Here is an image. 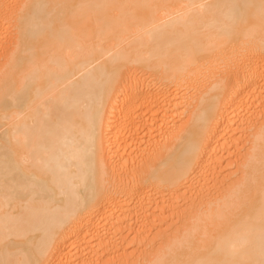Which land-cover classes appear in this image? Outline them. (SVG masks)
Listing matches in <instances>:
<instances>
[{"label": "bare ground", "instance_id": "obj_1", "mask_svg": "<svg viewBox=\"0 0 264 264\" xmlns=\"http://www.w3.org/2000/svg\"><path fill=\"white\" fill-rule=\"evenodd\" d=\"M263 105L264 0H0V264H264Z\"/></svg>", "mask_w": 264, "mask_h": 264}, {"label": "rangeland", "instance_id": "obj_2", "mask_svg": "<svg viewBox=\"0 0 264 264\" xmlns=\"http://www.w3.org/2000/svg\"><path fill=\"white\" fill-rule=\"evenodd\" d=\"M135 68H138V67H134V69ZM142 69V70H141ZM149 69V68H148ZM148 69H143L142 67H139L138 69H135L134 71H133V73L134 74H136L137 76H139V77H141L142 79H147L148 81H151V82H153V83H157L156 84V86H158V84L160 83V82H162V81H160V77H158L159 76V74L158 73H156V72H153V71H151V69L148 71ZM151 71V72H150ZM138 73V74H137ZM153 74V75H152ZM141 75V76H140ZM143 75V76H142ZM158 78V79H157ZM156 79H157V81H156ZM146 80V81H147ZM153 80V81H152ZM155 80V81H154ZM158 80L160 81V82H158ZM166 82V81H165ZM169 84V82H166V84ZM172 84H174V83H172ZM170 85V87H176L175 85L173 86V85H171V83L169 84ZM169 85H168V87H169ZM167 87V86H166ZM174 89V88H173ZM261 108V107H260ZM259 108V109H260ZM258 109V113H259V115H260V112L259 111H262L263 112V114L261 113V116H260V118H262L263 117V115H264V105H263V108H261L260 110ZM234 128H236V131H235V133L234 132H232L233 133V135H231V137H232V139H230V142H234L235 143V146L233 147V146H231L230 145V149H229V151L228 152H226L225 153V151H224V154H223V156H224V160H223V163H221V166L220 165H218V169H217V171L219 172V171H222L224 168H225V170H223L221 173H222V175L224 176H228V177H230V176H232L235 172H236V169H237V164H238V162H240L241 160H240V158H241V156L244 154H242V152H243V150H244V146L248 143V140H249V133H248V135L247 134H245V133H243V130L242 129H239L240 127L239 126H235ZM238 128V129H237ZM243 128V127H242ZM240 131V132H239ZM233 137H234V139H233ZM248 145V144H247ZM246 145V146H247ZM236 149H237V151H236ZM243 149V150H242ZM240 150V151H239ZM240 156H239V155ZM239 156V157H238ZM220 167V168H219ZM227 170V171H226ZM219 174V173H218ZM220 175V174H219ZM192 178L194 179V176H192L191 177V179L189 180V184L186 182V184L187 185H190V183H191V181H192ZM232 177H230V179H231ZM235 178V177H234ZM230 179H228L229 180V183L231 184L232 182H230ZM236 179V178H235ZM228 180H227V182H228ZM232 181V180H231ZM186 185V186H187ZM187 188V187H186ZM153 195H155V194H152V195H150L149 197H151L152 199H155V198H153ZM148 197V199H151V198H149ZM167 198V199H166ZM165 199H161L160 200V198H158V196H156V199L155 200H157V204L159 203H162L163 202V200H165V202L164 203H162V205L163 206H161L160 208H157L156 210H155V207H156V204H154L155 203V201L153 200L152 202H153V204L155 205V207H153V209H152V211H154V213H156L155 214V216H157V217H155L156 219H155V225L156 226H154V227H152V228H154V229H150V233L149 234H151V235H148V236H150V241L152 242V243H150V245H147L148 247L144 250L143 249V251H144V253H147L148 251H157V248L159 249V246H161V243L164 245V244H166V243H163V236H164V234H161L162 232L163 233H165L166 231H167V229H166V225H165V232L163 231V229H164V225H163V223H162V221L161 222H159L160 220L159 219H167L168 221L167 222H169V224H174V227H173V229H176V228H178L181 224H183L182 222L184 221L185 223H186V221L185 220H183L182 222H181V219H179L178 221H177V219H178V217H177V214H176V216H175V214L172 216V213L169 211L170 210V206H172L171 204H170V202H169V204H170V206L168 205V202H167V205H166V201H169V199H168V197H166ZM151 199V200H152ZM160 200V202H158L159 200ZM171 203H173V201H171ZM165 204V205H164ZM152 205V204H151ZM169 207V208H168ZM167 211V212H166ZM163 212V213H162ZM141 215L143 216L144 215V213L142 214L141 213ZM145 215H147V214H145ZM143 216V219H141V221H140V223L139 224H137V226H136V224L134 225V231H132L131 233H129V234H127L129 231H128V229L126 228V225L127 224H121L120 225V229L121 230H118V231H120V232H118V234L117 235H119V236H117L116 235V237L115 238H117V239H115V241L117 240V242H116V245L117 246H119V248H120V252H121V256L117 259V263L118 264H133V259H129V255L131 254V252H133L137 247H138V245H137V242H136V239L138 238V236H137V234H139V235H141V234H144L145 233V230L147 231L148 230V225H149V222L151 221V220H153V215L152 214H148V216ZM142 216H141V218H142ZM150 216V217H149ZM152 216V217H151ZM162 216H163V218H162ZM147 217V218H146ZM175 217V218H174ZM177 217V218H176ZM157 218H158V220H157ZM180 218V217H179ZM176 219V221H174ZM148 223V225H146L147 223ZM157 222V223H156ZM144 223V224H143ZM179 225V226H177V225ZM140 225V226H139ZM161 225H162V227H161ZM167 225H168V223H167ZM175 225L177 226V227H175ZM146 226V227H145ZM106 226L104 225V228H105ZM121 227H123V228H121ZM138 227V228H137ZM182 227V226H181ZM108 228V227H107ZM107 228H105V229H103V226H102V231L104 232ZM158 228V229H157ZM160 228V229H159ZM173 229L172 228H168V232H169V230L171 231L170 233H169V235L171 234L172 235V232H173ZM179 230V231H178ZM177 231H175L174 230V234H173V236L174 235H177V234H179V232H180V227H179V229H178ZM102 232V234L104 235L105 233H108V231L106 232H104L103 233ZM153 234H152V233ZM112 232H110V234H111ZM141 233V234H140ZM121 234V235H120ZM165 235H167V232L165 233ZM169 235H167V236H169ZM112 236V235H111ZM137 236V237H136ZM166 236V237H167ZM123 238V239H122ZM164 238H165V236H164ZM162 240V241H161ZM170 240V239H169ZM123 241V242H122ZM134 241H135V243H134ZM168 242V241H167ZM135 245H136V247H135ZM148 250V251H147ZM105 251V252H104ZM104 251H101L100 252V259H101V263L100 264H104V263H106V262H108V259H110V257H112V256H109L110 255V252H108V251H110V249H108V251L107 250H104ZM122 251H124V252H122ZM146 251V252H145ZM87 253V252H86ZM85 253V254H86ZM149 253V252H148ZM87 254H89V253H87ZM124 254V255H123ZM83 257H81V258H83V259H85V257L87 258V259H85L84 261H88L89 260V262H92V261H90V260H92V257H93V255H91L90 257H91V259H88V257H89V255L87 256H85L84 254L82 255ZM124 256V257H123ZM126 257V258H125ZM83 259H81V261L83 260ZM93 260H95V259H93ZM131 262V263H130ZM93 263H94V261H93ZM92 263V264H93Z\"/></svg>", "mask_w": 264, "mask_h": 264}]
</instances>
